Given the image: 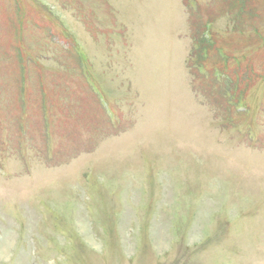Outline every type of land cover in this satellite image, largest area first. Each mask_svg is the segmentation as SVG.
Instances as JSON below:
<instances>
[{
  "label": "rangeland",
  "instance_id": "obj_1",
  "mask_svg": "<svg viewBox=\"0 0 264 264\" xmlns=\"http://www.w3.org/2000/svg\"><path fill=\"white\" fill-rule=\"evenodd\" d=\"M0 264H264V0H0Z\"/></svg>",
  "mask_w": 264,
  "mask_h": 264
}]
</instances>
